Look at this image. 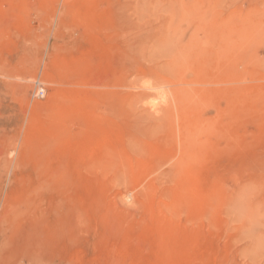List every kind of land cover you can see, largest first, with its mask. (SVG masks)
Segmentation results:
<instances>
[{
	"label": "rangeland",
	"instance_id": "rangeland-1",
	"mask_svg": "<svg viewBox=\"0 0 264 264\" xmlns=\"http://www.w3.org/2000/svg\"><path fill=\"white\" fill-rule=\"evenodd\" d=\"M0 264H264V0H0Z\"/></svg>",
	"mask_w": 264,
	"mask_h": 264
},
{
	"label": "bare ground",
	"instance_id": "bare-ground-1",
	"mask_svg": "<svg viewBox=\"0 0 264 264\" xmlns=\"http://www.w3.org/2000/svg\"><path fill=\"white\" fill-rule=\"evenodd\" d=\"M190 38V37H189ZM206 38V37H205ZM187 46V45H186ZM188 49V48H187ZM191 49V48H190ZM173 51V50H172ZM175 51V50H174ZM184 50H182V52H183ZM176 52H177V50H176ZM174 54V53H173ZM196 54V53H195ZM177 55V54H176ZM179 55V54H178ZM213 59V58H212Z\"/></svg>",
	"mask_w": 264,
	"mask_h": 264
}]
</instances>
